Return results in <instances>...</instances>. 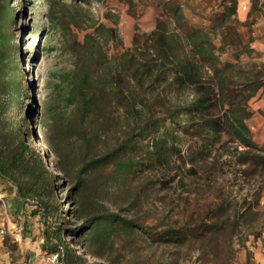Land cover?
Listing matches in <instances>:
<instances>
[{
	"label": "trees",
	"instance_id": "trees-1",
	"mask_svg": "<svg viewBox=\"0 0 264 264\" xmlns=\"http://www.w3.org/2000/svg\"><path fill=\"white\" fill-rule=\"evenodd\" d=\"M92 1L106 0H45L48 25L61 37H70L71 64L56 73L34 115L45 147L39 151L29 142L31 109L15 32L19 11L13 0H0V179L15 188L18 199L36 198L45 212L57 182L66 177L74 181L67 197H77L73 218L81 225L70 227L59 215L58 223H44L43 248L57 254L63 264L82 258L70 256L67 232L89 248L90 242L110 239L120 226H133L116 213H101L86 204L95 179L106 176L117 182L136 165L132 156H125L136 147L134 136L121 144L118 139L120 111L133 119L135 136L143 140L153 135L151 145L160 159L168 151L180 152L181 132L202 147L216 145L225 135L252 160L264 163V146L256 143L248 123L252 115L248 101L255 96L264 99V63L249 59L254 49L237 28L248 22L236 19L238 0H223L201 27L190 24L183 9L186 0H161L167 22L156 24L147 36L148 45L140 49L147 52L140 54L137 40L131 49L110 52L113 45H123L116 28L119 16H108L112 26L106 25L91 13L87 5ZM249 1V16L263 17L260 0ZM74 30L84 32L81 41ZM227 53L232 59L222 58ZM148 93L164 106L172 94H186L191 100L145 119ZM114 137L113 142L107 139ZM46 153L52 155V165Z\"/></svg>",
	"mask_w": 264,
	"mask_h": 264
},
{
	"label": "rangeland",
	"instance_id": "rangeland-1",
	"mask_svg": "<svg viewBox=\"0 0 264 264\" xmlns=\"http://www.w3.org/2000/svg\"><path fill=\"white\" fill-rule=\"evenodd\" d=\"M13 1L19 11L15 32L21 44L26 100L31 109L29 142L44 151L34 115L39 113L56 73L70 67V37H61L48 25L45 0ZM160 1L106 0L87 6L108 26H112L108 16H119L116 28L123 45H113L110 52L131 49L137 40L140 54L147 52L140 49L148 45L147 36L156 24L167 22ZM186 1L183 9L190 24L201 27L220 10L223 0ZM260 4L264 6V0ZM236 19L248 21L237 28L244 41H252L254 53L249 59L264 63V18L258 13L249 16L248 11L244 20L238 14ZM74 32L81 41L84 32ZM222 58L232 59L230 53ZM260 99L251 98L248 107L251 117L255 114L264 119V99ZM190 100L186 94H172L165 98L164 106L155 94L148 93L149 109L144 117H159L165 108ZM134 126L133 119L120 111V144L130 136L136 141L135 149L125 155L133 157L134 170L117 182L106 176L95 179L86 198L92 209L116 213L133 226H120L110 239L90 242L89 248L80 244V237L67 232L64 239L73 249L70 256L82 257L75 264H264V163L252 160L250 153L225 135L216 145L202 147L181 132L180 152L168 151L160 159L151 145L153 135L142 140L135 136ZM263 130L251 129L260 147L264 146ZM107 139L113 142L115 137ZM45 156L52 165V155ZM73 184L70 177L57 182L54 196L46 200L49 210L45 212L36 198L18 199L15 188L0 179V264L64 263L43 248L44 223H58L59 215L70 227L81 225L73 218L77 197H67ZM54 206L56 209L50 208Z\"/></svg>",
	"mask_w": 264,
	"mask_h": 264
},
{
	"label": "crops",
	"instance_id": "crops-1",
	"mask_svg": "<svg viewBox=\"0 0 264 264\" xmlns=\"http://www.w3.org/2000/svg\"><path fill=\"white\" fill-rule=\"evenodd\" d=\"M249 10H250V1L249 0H238V4H237L238 18H240L241 20H244V18L246 17ZM263 18H264V16H263ZM262 99L263 98H261L260 100H262ZM248 123H249V126L252 130L253 129L263 130L264 129L263 128L264 127V119H262L261 117L258 118V116L255 114L249 119Z\"/></svg>",
	"mask_w": 264,
	"mask_h": 264
}]
</instances>
